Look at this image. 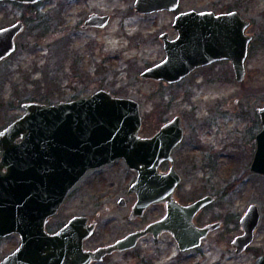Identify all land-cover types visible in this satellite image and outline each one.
Segmentation results:
<instances>
[{
  "label": "rangeland",
  "instance_id": "obj_1",
  "mask_svg": "<svg viewBox=\"0 0 264 264\" xmlns=\"http://www.w3.org/2000/svg\"><path fill=\"white\" fill-rule=\"evenodd\" d=\"M135 1H0V29L17 21L25 24L16 36V50L0 61V131L25 112V102L57 103L102 89L140 102L143 136L155 134L180 114L187 140L175 151L183 176L179 196L208 192L214 200L200 220L222 225L195 250L180 252L171 235H148L133 249L99 264H254L264 253V174L250 169L261 129L257 110L264 106V0H181L176 11L153 13L138 12ZM190 9H236L250 20L248 33L254 38L243 81L235 78L229 62L208 65V84L205 68L171 85L142 76L166 56L161 34L176 37V14ZM92 13L109 14L108 25L85 26ZM190 153L199 157L190 161ZM207 159L208 174L203 168ZM168 168L166 164L163 171ZM136 177L124 159L89 170L70 190L57 217L98 219L93 245L144 227L165 211L152 205L144 216L129 219L136 195L128 189ZM121 198L126 206L119 203ZM253 203L259 206L260 223L253 242L237 253L232 240L243 233L240 220ZM20 242L17 233L0 237V261Z\"/></svg>",
  "mask_w": 264,
  "mask_h": 264
},
{
  "label": "water",
  "instance_id": "obj_2",
  "mask_svg": "<svg viewBox=\"0 0 264 264\" xmlns=\"http://www.w3.org/2000/svg\"><path fill=\"white\" fill-rule=\"evenodd\" d=\"M7 1L34 4L42 0ZM180 1L136 0L135 8L140 13L176 11ZM109 20V14L92 13L84 24L102 28ZM250 23L238 10L180 11L173 24L178 36L170 39L167 32L161 35L166 57L146 68L142 76L172 83L207 63L229 59L236 79L243 81L252 39L246 33ZM24 29L23 21L0 29V61L16 50V36ZM23 107L25 112L0 131V237L17 233L21 239L0 264H89L114 251L131 249L149 234L158 238L165 231L186 250L198 246L207 233L220 226L214 222L200 228L193 221L213 196L189 205L175 197L181 176L174 165L173 150L184 136L180 115L152 136H143L140 102L103 89L88 97L51 104L28 101ZM258 113L262 128L250 169L264 174V106ZM121 158L137 172L128 189L136 195L131 218L143 216L158 203L166 206L164 218L94 251L84 249V240L95 230L94 223H87L88 216H76L58 232L49 233V217L58 212L78 181L89 170ZM164 161H170L171 167L161 173ZM119 203L126 201L121 198ZM260 219L259 206L251 204L240 220L243 233L232 240L237 253L253 242ZM254 264H264V253Z\"/></svg>",
  "mask_w": 264,
  "mask_h": 264
},
{
  "label": "flooded vegetation",
  "instance_id": "obj_3",
  "mask_svg": "<svg viewBox=\"0 0 264 264\" xmlns=\"http://www.w3.org/2000/svg\"><path fill=\"white\" fill-rule=\"evenodd\" d=\"M232 10H236V9H232ZM232 10H227V11H225V12H228V11H232ZM163 11H168V10H163ZM239 11V10H238ZM180 12V11H179ZM240 12V11H239ZM178 14V13H177ZM176 14V15H177ZM240 14H241V12H240ZM245 18V17H244ZM174 24V23H173ZM250 26V25H249ZM248 26V27H249ZM173 27H174V25H173ZM175 29V28H174ZM176 30V29H175ZM176 32H177V36H178V31L176 30ZM164 33H166V32H164ZM168 33V38H170V34H169V32H167ZM246 33L248 34V35H251L252 36V39H251V41H250V43L252 42V40H253V38H254V36L252 35V34H250V33H248V28L246 29ZM163 34V33H162ZM161 34V35H162ZM176 36V37H177ZM176 37H171L170 39H175ZM160 38H161V36H160ZM162 39V38H161ZM163 40V39H162ZM250 43H249V47H248V55H249V50H250ZM163 46H164V40H163ZM165 49V48H164ZM248 55H247V58H248ZM166 57V56H165ZM223 62H229L231 65H232V67H233V71H234V73H235V70H234V66H233V63H232V61L231 60H229V59H223V60H218V61H215V62H213V63H211V64H219V63H223ZM211 64H206V65H204V66H200V67H198V68H196V69H194L193 71H191L189 74H191L192 72H194V71H196L197 69H201V68H205V80H206V83L208 84V65H211ZM189 74H187V75H189ZM186 75V76H187ZM236 75V74H235ZM186 76H184L182 79H180L179 81H176V82H172V83H170V82H168V81H166V80H158V81H162V82H166V83H168V84H177V83H179V82H181ZM235 78H236V76H235ZM156 80V79H155ZM257 112H258V110H257ZM259 114V113H258ZM177 115H180V114H177ZM177 115H175V116H177ZM181 116V115H180ZM181 118H182V116H181ZM172 119V118H171ZM171 119H169V120H167V121H165L160 127H159V129L164 125V124H166L168 121H170ZM259 120H260V124H261V128H262V122H261V117H260V114H259ZM182 126L184 127V136H183V138H182V140L180 141V143H178V145H176V147L174 148V150H173V157H174V165H175V168H176V170H177V172L180 174V176H181V181H180V183L177 185V187H176V189H175V197H176V199L181 203V204H183V205H189V204H191V203H193V202H195V201H197V200H200V199H202V198H208V192H206L205 194H203V195H201V196H198V197H193V196H189V197H185V196H179L180 194H179V188H180V186H181V184L183 183V176H182V174L179 172V168L177 167V166H179V164H181V162H178L179 161V159H177L176 160V157H175V151L177 150V149H179V148H181L182 147V145H186V140L187 139H185V137H186V126H185V124H184V122H183V119H182ZM158 129V130H159ZM261 131V129L257 132V134L259 133ZM257 134H256V137H257ZM153 135V134H152ZM152 135H150V136H152ZM256 137H255V139H256ZM198 141H200V140H198ZM196 145H198V146H200V147H198V148H200V150L199 151H203L204 152V149H205V146L204 145H202L200 142H198V143H196ZM188 147V146H187ZM256 147H257V140H256V146H255V151H256ZM196 152H198V151H196ZM255 154V153H254ZM199 156L198 155H192L191 153H190V156H189V160L190 161H195L197 158H198ZM207 158H208V156H207ZM121 159H123V158H121ZM118 160V159H117ZM116 161V160H115ZM185 160H183V162H184ZM166 164H169V168H168V170L170 169V167H171V163H170V161H164L163 163H161V165H160V167H159V171L161 172V173H165V172H167L168 170H166V171H163V166H165ZM206 164H207V166H203V168H204V170H205V172H206V174H208V159H207V161H206ZM129 167V166H128ZM130 168V167H129ZM131 169V168H130ZM197 169L198 170H200V169H202V168H200V167H197ZM132 170V169H131ZM132 171H134V170H132ZM135 173H136V175H137V172L136 171H134ZM206 180H208V178L206 179ZM214 198V197H213ZM214 200V199H213ZM120 201V200H119ZM135 203V202H134ZM134 203L132 204V206H131V212H132V207H133V205H134ZM211 203V202H210ZM210 203H208V201H207V203L200 209V210H198V212L194 215V218H193V221H194V224L197 226V227H200V228H202V227H205V226H207L208 225V220L206 221V222H203V221H201L200 220V215L204 212V211H206V210H208V205L210 204ZM159 205H161V206H163V208H164V213L159 217V218H157L156 220H161L162 218H164V216L166 215V213H167V209H166V206H165V204L164 203H158ZM125 206L127 205V203H125L124 204ZM154 205H157V204H154ZM152 206V205H151ZM150 206V207H151ZM149 207V208H150ZM61 208V207H60ZM148 208V209H149ZM147 209V210H148ZM60 210V209H59ZM59 210H58V212H59ZM146 210V211H147ZM57 212V213H58ZM131 212H130V217H129V219L130 220H136V219H139L140 217H142V216H138V217H135V218H131ZM57 213L56 214H54V215H52V216H50L49 217V219H48V221H47V224H46V229H47V231L49 232V233H56V232H58L59 230H61L63 227H65L73 218H75L76 216H81V215H83V214H74V215H70V216H62V217H57L58 215H57ZM146 213V212H145ZM145 215V214H144ZM143 215V216H144ZM83 216H87V215H83ZM153 221H155V220H153ZM152 222V221H151ZM218 222H220L221 224H220V226L222 225V222L221 221H218ZM87 223L89 224H95V230H94V232L88 237V238H86L85 240H84V249L85 250H87V251H94V250H96V249H98L99 247H102V246H106V245H110V244H113V243H115L116 241H118L119 239H121V238H123L124 236H126L127 234H129V233H131V232H134V231H137V230H140V229H142V228H144V227H146L148 224H146L144 227H141V228H139V229H136V230H133V231H130V232H128L127 234H125V235H123V236H121V237H119V238H116V239H114V240H109V241H99V242H97V244H91V240H93V238L95 237V235H96V232H98L99 231V226H100V222L98 221V219H95V218H91V216H88V220H87ZM84 223L82 224V227L84 228ZM219 226V227H220ZM77 227H79V225H77ZM218 227V228H219ZM217 229V228H216ZM243 229V228H242ZM211 233V232H210ZM149 235H151V234H149ZM164 235H171L173 238H174V240H175V242H176V244H177V247H178V250L180 251V252H187V251H190V250H195V249H198V248H200L201 246H202V244H203V242L204 241H206L207 239H208V233H207V235L205 236V237H203L202 239H201V242H200V244L198 245V246H196V247H193V248H189V249H186V250H182L181 248H180V246H179V244H178V242H177V240H176V238L174 237V235L172 234V233H170V232H168V231H165V232H163L157 239H159L161 236H164ZM148 236V235H147ZM152 237H153V235H151ZM146 237V236H145ZM144 238V237H143ZM154 238V237H153ZM142 239V238H141ZM140 239V240H141ZM140 240L138 241V243L140 242ZM138 245V244H137ZM136 245V246H137ZM135 246V247H136ZM134 248V247H133ZM133 248H131V249H133ZM128 250H130V249H126V250H123V251H114V252H112V253H109V254H106V255H104L103 257H102V259H99V260H92L89 264H99V263H103V262H106V261H108V260H110V258H112L115 254H124V253H126Z\"/></svg>",
  "mask_w": 264,
  "mask_h": 264
},
{
  "label": "trees",
  "instance_id": "obj_4",
  "mask_svg": "<svg viewBox=\"0 0 264 264\" xmlns=\"http://www.w3.org/2000/svg\"><path fill=\"white\" fill-rule=\"evenodd\" d=\"M30 7H32L31 5H29ZM33 99H37V98H33ZM37 100H39V99H37ZM41 101H44V100H41ZM45 102H47V101H45Z\"/></svg>",
  "mask_w": 264,
  "mask_h": 264
}]
</instances>
